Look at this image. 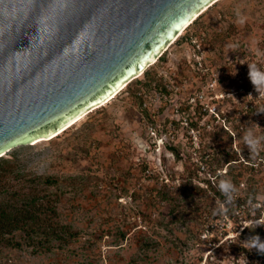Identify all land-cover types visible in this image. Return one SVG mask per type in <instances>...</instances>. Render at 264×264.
Wrapping results in <instances>:
<instances>
[{
	"label": "rangeland",
	"instance_id": "obj_1",
	"mask_svg": "<svg viewBox=\"0 0 264 264\" xmlns=\"http://www.w3.org/2000/svg\"><path fill=\"white\" fill-rule=\"evenodd\" d=\"M209 5L108 102L2 156L56 180L6 185L44 196L74 233L40 243L16 230L0 264H264L244 233L264 234V89L252 79L253 64L264 71V0Z\"/></svg>",
	"mask_w": 264,
	"mask_h": 264
},
{
	"label": "water",
	"instance_id": "obj_2",
	"mask_svg": "<svg viewBox=\"0 0 264 264\" xmlns=\"http://www.w3.org/2000/svg\"><path fill=\"white\" fill-rule=\"evenodd\" d=\"M212 1L0 0V157L63 130L144 72ZM85 34L78 57L62 55Z\"/></svg>",
	"mask_w": 264,
	"mask_h": 264
},
{
	"label": "trees",
	"instance_id": "obj_3",
	"mask_svg": "<svg viewBox=\"0 0 264 264\" xmlns=\"http://www.w3.org/2000/svg\"><path fill=\"white\" fill-rule=\"evenodd\" d=\"M227 172L231 173V166ZM241 174L242 171L236 172L232 174V177L238 181ZM24 175L10 158L0 157V194L4 195L5 193L4 198L0 199V245L19 246L20 242L14 240L13 237V232L16 230L22 231L24 238L28 241L36 240V242L48 243L51 239L63 242L69 240L74 232L64 225L58 226L54 223L56 207L53 203L49 200L44 202V196L26 192L23 188L11 190L6 185V180L9 179L44 184H53L56 180L49 176L26 178ZM252 198L254 199V195ZM244 233L245 237L259 235L264 240L260 226L252 227L250 225L244 229Z\"/></svg>",
	"mask_w": 264,
	"mask_h": 264
},
{
	"label": "clouds",
	"instance_id": "obj_4",
	"mask_svg": "<svg viewBox=\"0 0 264 264\" xmlns=\"http://www.w3.org/2000/svg\"><path fill=\"white\" fill-rule=\"evenodd\" d=\"M40 22L45 25V28H44L45 33L47 35H51L53 28H54V25H52L47 19H43ZM240 22L241 23L243 22V18H241ZM86 35L87 34H85L80 39L76 40L69 47L63 48L62 55H64V56L73 55V56L78 57L80 54L81 47L84 43ZM253 68H254V71L252 72L253 81L256 83V85L259 87V89H264V71L255 70V68H256L255 64H253ZM244 140L249 145H251L254 150H256L260 144V138L256 137L251 131H249L245 134ZM220 187L224 190H228L229 188H232L233 185L231 184L230 181H222L220 184ZM248 240H249V247L250 248L255 247L260 252H264V240H262L259 235H255Z\"/></svg>",
	"mask_w": 264,
	"mask_h": 264
},
{
	"label": "bare ground",
	"instance_id": "obj_5",
	"mask_svg": "<svg viewBox=\"0 0 264 264\" xmlns=\"http://www.w3.org/2000/svg\"><path fill=\"white\" fill-rule=\"evenodd\" d=\"M209 4H210V3H209ZM209 4H207L206 6H204L200 11L204 10ZM209 6H210V5H209ZM200 11H199V12H200ZM199 12H197V13H196L191 19L187 20V21L181 26V28L178 30L177 34L171 38L170 42H169V43L167 44V46L163 49V51L166 50V49H167V48H168V47H169V46L175 41V39H177L178 36L181 35V34L183 33V31H184V29L187 27V25L190 24V23H191V22H192V21L198 16ZM163 51H162V52H163ZM162 52H161L160 54H162ZM149 58H150L151 61L148 63V65H151V64H153V63L156 61V58H153L152 55H150ZM142 73H143V70H141L138 74H136V75H134V76H135V77H138V76H140ZM134 76L132 77V79H134ZM127 81H128V80H127ZM127 81H126V82H127ZM130 81H131V78H130ZM126 82L123 83V84H120V86H118L115 90H113V91L111 92L110 95L106 96L103 100H101L100 102H98V104H96V105L93 106V107H97V106H99V105H103V104H105L106 102H108L112 97L115 96V94H116V93H117L122 87H124V85H126ZM128 82H129V81H128ZM90 109H91V108H90ZM87 111H88V110H87ZM87 111L80 112L79 114L73 116L69 121L66 122L65 126L63 127V130L66 129L68 126L72 125V123H73L75 120H77L78 118L80 119V117L84 116V115L86 114ZM63 130L61 129V130L58 131V132L61 133ZM58 132L55 133V134H53V135H51V136H49V137H46V138H45V137H43V138H38V139L35 140V142H38V141H40V140H44V139L52 138V137H54V135L59 134Z\"/></svg>",
	"mask_w": 264,
	"mask_h": 264
},
{
	"label": "built area",
	"instance_id": "obj_6",
	"mask_svg": "<svg viewBox=\"0 0 264 264\" xmlns=\"http://www.w3.org/2000/svg\"><path fill=\"white\" fill-rule=\"evenodd\" d=\"M148 128H149V130H150L152 133H154V131H153V126L150 125Z\"/></svg>",
	"mask_w": 264,
	"mask_h": 264
}]
</instances>
